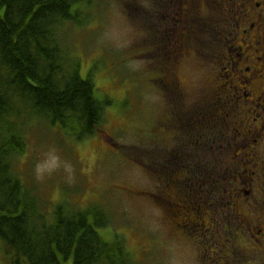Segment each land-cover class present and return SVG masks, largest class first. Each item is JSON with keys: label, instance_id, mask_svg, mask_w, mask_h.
Returning <instances> with one entry per match:
<instances>
[{"label": "rangeland", "instance_id": "rangeland-1", "mask_svg": "<svg viewBox=\"0 0 264 264\" xmlns=\"http://www.w3.org/2000/svg\"><path fill=\"white\" fill-rule=\"evenodd\" d=\"M90 3L82 5L90 12V22L84 28L68 26L66 45L80 60L81 77H91L96 99L112 101L106 108V123L101 133L77 142L58 127L35 122L26 132L27 148L17 170L33 182L43 202L54 204L49 214L65 200L78 209L94 208L98 220L107 224L95 226L96 232L109 243L116 235L123 238L138 264H212L209 258L219 249L207 251L204 228L190 223L182 227L181 216L157 200V152L147 151L145 145L162 132H174L163 124L171 121L173 108L162 84L168 64L165 54L172 60L173 79L182 83L187 96H203L206 59L204 51L199 54L207 48L203 34L190 42L199 50L192 56L190 44L185 46V40L178 38L186 25L170 16L163 20L165 13L154 0ZM216 11L207 9L203 16H216ZM158 37L156 50L151 42ZM147 152L155 167L144 164ZM205 207L203 201V212ZM0 264L28 263L6 253L0 240Z\"/></svg>", "mask_w": 264, "mask_h": 264}, {"label": "flooded vegetation", "instance_id": "flooded-vegetation-1", "mask_svg": "<svg viewBox=\"0 0 264 264\" xmlns=\"http://www.w3.org/2000/svg\"><path fill=\"white\" fill-rule=\"evenodd\" d=\"M154 3L163 20L186 25L178 38L192 56L200 34L207 47L203 96L188 97L175 78L178 106L163 122L174 132L145 143L157 152L159 200L182 227L204 228L207 251L219 249L212 264H264V0ZM212 8L218 15L203 16ZM154 161L147 152L146 167Z\"/></svg>", "mask_w": 264, "mask_h": 264}, {"label": "trees", "instance_id": "trees-1", "mask_svg": "<svg viewBox=\"0 0 264 264\" xmlns=\"http://www.w3.org/2000/svg\"><path fill=\"white\" fill-rule=\"evenodd\" d=\"M83 3L91 5L90 0H0V240L6 253L28 264L71 258L72 264H138L123 238L116 235L109 243L96 232L95 226L107 224L94 208L78 209L65 200L49 214L54 204L43 202L17 170L26 132L35 122L58 127L77 142L101 133L106 123L112 101L96 99L91 77H81L80 60L66 45L68 26L90 22ZM151 43L159 49V40ZM163 59L168 64L162 84L176 109L172 60L166 54Z\"/></svg>", "mask_w": 264, "mask_h": 264}]
</instances>
